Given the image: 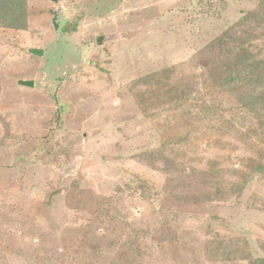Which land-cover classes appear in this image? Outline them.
Segmentation results:
<instances>
[{
    "label": "rangeland",
    "instance_id": "374dc122",
    "mask_svg": "<svg viewBox=\"0 0 264 264\" xmlns=\"http://www.w3.org/2000/svg\"><path fill=\"white\" fill-rule=\"evenodd\" d=\"M25 2L0 26V264H259L264 0Z\"/></svg>",
    "mask_w": 264,
    "mask_h": 264
},
{
    "label": "trees",
    "instance_id": "16d2710c",
    "mask_svg": "<svg viewBox=\"0 0 264 264\" xmlns=\"http://www.w3.org/2000/svg\"><path fill=\"white\" fill-rule=\"evenodd\" d=\"M0 26L17 29H23L26 27L25 0H0ZM98 40L100 41L101 38ZM206 75L207 74H205V76ZM177 87L178 86L173 87L171 90L172 94L177 91ZM232 188L233 190L239 189L240 185L234 183ZM259 264H264V258L259 260Z\"/></svg>",
    "mask_w": 264,
    "mask_h": 264
},
{
    "label": "water",
    "instance_id": "95a60500",
    "mask_svg": "<svg viewBox=\"0 0 264 264\" xmlns=\"http://www.w3.org/2000/svg\"><path fill=\"white\" fill-rule=\"evenodd\" d=\"M52 1L56 2L57 0H52ZM27 51L33 55H36V56H42V54H43V49L37 48V47H30L27 49ZM18 82L22 85H26L29 87H33V85H34V80L19 79Z\"/></svg>",
    "mask_w": 264,
    "mask_h": 264
}]
</instances>
